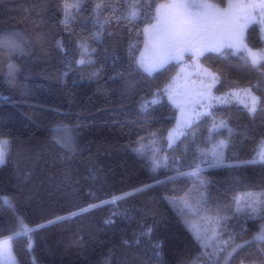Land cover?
<instances>
[{
	"label": "trees",
	"instance_id": "1",
	"mask_svg": "<svg viewBox=\"0 0 264 264\" xmlns=\"http://www.w3.org/2000/svg\"><path fill=\"white\" fill-rule=\"evenodd\" d=\"M65 2L0 0V36H15L23 48L0 49V138L8 141L0 198L11 205H0V240L20 216L46 226L31 233V249L26 237L12 241L19 264H264V241L254 239L264 219L236 211L238 198L244 206L250 194L264 197V162H250L264 142V68L238 56L200 57L220 75L216 91L251 86L261 106L252 115L233 100L216 104L169 146L177 110L164 91L177 63L152 75L137 67L144 24L117 19L128 0H81L68 27ZM260 32L256 23L245 33L256 50L264 49ZM10 63L18 68L11 83ZM157 93L159 103L141 110V99ZM221 120L232 133L210 135ZM58 126L64 130L55 135L71 150L53 139ZM221 140L223 161L210 166ZM197 164L199 174L188 175ZM114 196L124 198L102 203ZM91 205L100 206L81 212ZM72 213L80 214L57 220ZM189 224L202 240L216 229L209 243L222 250L209 259Z\"/></svg>",
	"mask_w": 264,
	"mask_h": 264
},
{
	"label": "snow or ice",
	"instance_id": "2",
	"mask_svg": "<svg viewBox=\"0 0 264 264\" xmlns=\"http://www.w3.org/2000/svg\"><path fill=\"white\" fill-rule=\"evenodd\" d=\"M81 0H66L64 8V18L61 23L68 27L72 20L75 19L74 11L78 13L81 10ZM102 7V3L97 4V9ZM257 10L258 16L257 18ZM117 19H124L130 24L142 22L144 24L142 35L144 36V52L137 58V67L143 72L152 75L164 69L166 65L176 62L177 64L184 61L185 56L193 60L195 66L199 69L200 75L207 79V83L201 81V89L197 95L201 97L199 107L210 109L213 106V101L219 100L221 103L227 102V97L212 96V89L219 83V76L207 68H201L198 64L199 58L205 53L214 52L220 56H238L246 64L253 68H264V49L256 50L249 47L246 42L245 33L252 24H264V0H228L226 7H221L214 0H167V3H156V0H128L126 9ZM99 38V34H97ZM81 48L85 55H89L87 45L81 42ZM0 49H7L10 54L23 52V48L17 42L16 37L12 35L0 36ZM81 65L92 63L90 60L81 59ZM9 82L14 80L15 73L18 68L14 64L8 65ZM183 70V69H182ZM94 73L93 75H96ZM168 93L169 99L180 109L182 120L177 121V127L168 133L169 146L184 135L183 128L192 126L193 117L198 119L201 115H212L208 112L194 111L193 105H184L178 103L177 96L171 91V86L165 90ZM240 92L247 98L246 101H241L243 107L252 115H254L258 107L261 106L260 98L252 94L251 88L238 90L233 95L239 96ZM159 93L155 94L153 99H141V110H147L150 106L159 103ZM207 99V103H203V99ZM264 110V109H262ZM220 129H227L229 134L232 129L228 127L226 121L221 120L218 124L213 123L209 130L210 135L213 132H218ZM62 126L53 129V139L61 144L62 147H67L71 150V141L69 139L55 135L63 131ZM7 140H0V166L5 163ZM227 140H221L216 144L211 152L213 163L210 166H217L223 161V150L227 148ZM139 151V150H137ZM251 163L264 162V142H262L260 151L257 153V159L250 161ZM161 166V163L155 159L152 161V171H156ZM166 166V165H165ZM200 166L197 164L191 173L188 175H198ZM178 174L179 173L178 171ZM150 187V186H146ZM139 191V190H138ZM125 195H131L126 193ZM124 196H114L110 201L102 203L115 204ZM251 203L242 206L239 198L237 199L236 211H249L260 219H264V197L256 195L251 197ZM0 205L11 206L10 201L0 198ZM100 205H91L89 208L82 209L81 212H87L91 207ZM80 213H72L67 217H58L57 220L70 219L71 216ZM57 221H49L55 223ZM110 223L111 221H106ZM220 222H217L219 227ZM46 225H38L36 228L30 226L23 217L17 216L15 225L10 229V235L0 240V264H6L4 257L7 256V264H16L15 254L12 249V241L19 237H26L29 241L28 248L31 249V233L37 228L45 227ZM190 230L193 232L197 241L201 242V247L205 249L209 259L217 255L220 249L217 245L210 244L209 241H214L217 237L216 229L212 230L211 236L207 240H202L200 227L196 224H189ZM151 232V228L147 230L145 235ZM257 241H264V225L260 226L259 231L254 237ZM159 247V245H157ZM243 245H237L232 248L235 252ZM212 248L211 252L207 249ZM229 252V256L232 255Z\"/></svg>",
	"mask_w": 264,
	"mask_h": 264
},
{
	"label": "rangeland",
	"instance_id": "3",
	"mask_svg": "<svg viewBox=\"0 0 264 264\" xmlns=\"http://www.w3.org/2000/svg\"><path fill=\"white\" fill-rule=\"evenodd\" d=\"M159 3H167V0H163V1L159 2ZM257 18L259 19L258 10H257ZM260 31H261L260 32L261 37L264 40V24H260ZM249 47H251V46L249 45ZM142 52H144V43H143L142 50H141V52L138 55V58L140 57ZM195 63H197V62H194L193 60H191V59H189L187 57L182 63L177 64L176 70H175V72H174V74H173V76L171 78L169 86H171V91L176 94L178 103H181V104H184V105L192 104L194 111H197V112H202V113L203 112H208V111H210L212 109V107L214 105L222 104V103L219 100H215V101H213V106L210 109L198 106L199 103L201 102L202 98L199 97L197 95V93L201 89V81H204V83H207V79L204 76L199 74L201 69L197 68L195 66ZM198 64L201 66V68H207L210 71L216 73L219 76V83H220V75L211 65L203 62L201 58H199ZM219 83H217L215 85V87L212 89V96H214V97H227V102L233 100V101H236L239 104L243 105L241 103V101H246V99H247L244 96V94L242 92H240L239 96H237V95H233V93H236L238 90L246 89V88H251L252 89V94L257 96V97H259L258 94L256 93L255 89L253 87H251V86H248V87H233L231 89H228L227 91L218 92V91H216V86ZM169 86H168V88H169ZM164 95L167 97L168 101L177 110V119H176V122H175L174 126L169 130V131H171V130H173L174 128L177 127V121L182 120L184 117H182L180 109L177 107V105L174 104L169 99L168 93L166 91H164ZM151 99H153V97ZM203 103H205V104L207 103V99L206 98L203 99ZM195 120H196V118L193 117V121H195ZM181 130L184 131L185 128H183ZM169 131H168V133H169ZM168 133H167V136H166L167 140H168ZM178 139H176L172 144L176 143ZM0 140H6V139H1L0 138ZM6 149H7V145H6ZM12 249H13V247H12ZM7 259L8 258L5 255L4 260H5L6 264H7ZM15 259H16V264H19L18 261H17L16 256H15Z\"/></svg>",
	"mask_w": 264,
	"mask_h": 264
},
{
	"label": "water",
	"instance_id": "4",
	"mask_svg": "<svg viewBox=\"0 0 264 264\" xmlns=\"http://www.w3.org/2000/svg\"><path fill=\"white\" fill-rule=\"evenodd\" d=\"M227 4H228V0H227ZM227 6V5H226ZM187 58V56H185L184 60Z\"/></svg>",
	"mask_w": 264,
	"mask_h": 264
},
{
	"label": "flooded vegetation",
	"instance_id": "5",
	"mask_svg": "<svg viewBox=\"0 0 264 264\" xmlns=\"http://www.w3.org/2000/svg\"><path fill=\"white\" fill-rule=\"evenodd\" d=\"M209 53V52H208ZM214 53V52H213Z\"/></svg>",
	"mask_w": 264,
	"mask_h": 264
}]
</instances>
